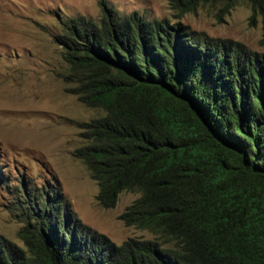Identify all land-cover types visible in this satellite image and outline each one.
<instances>
[{"label": "trees", "instance_id": "16d2710c", "mask_svg": "<svg viewBox=\"0 0 264 264\" xmlns=\"http://www.w3.org/2000/svg\"><path fill=\"white\" fill-rule=\"evenodd\" d=\"M61 28L67 89L104 109L72 153L99 205L138 192L118 216L153 237L116 244L70 225L61 192L18 188L21 244L0 234V264H264V27L260 51L132 13Z\"/></svg>", "mask_w": 264, "mask_h": 264}, {"label": "rangeland", "instance_id": "374dc122", "mask_svg": "<svg viewBox=\"0 0 264 264\" xmlns=\"http://www.w3.org/2000/svg\"><path fill=\"white\" fill-rule=\"evenodd\" d=\"M109 9V10H108ZM166 18L186 35L225 39L260 51L264 13L249 0H0V234L17 244L21 225L11 209L18 188L61 192L73 218L118 244L153 233L118 215L138 192L121 190L111 206L95 199L97 185L72 151L85 139L77 122L104 113L69 92L68 64L55 35L67 16L99 22L103 14Z\"/></svg>", "mask_w": 264, "mask_h": 264}]
</instances>
